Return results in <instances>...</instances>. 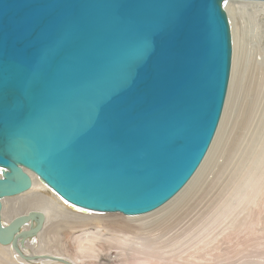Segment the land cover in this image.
<instances>
[{
  "label": "water",
  "instance_id": "95a60500",
  "mask_svg": "<svg viewBox=\"0 0 264 264\" xmlns=\"http://www.w3.org/2000/svg\"><path fill=\"white\" fill-rule=\"evenodd\" d=\"M225 1L0 0L1 246L73 264L22 251L44 212L2 221L31 174L76 208L125 216L184 188L228 91Z\"/></svg>",
  "mask_w": 264,
  "mask_h": 264
},
{
  "label": "rangeland",
  "instance_id": "374dc122",
  "mask_svg": "<svg viewBox=\"0 0 264 264\" xmlns=\"http://www.w3.org/2000/svg\"><path fill=\"white\" fill-rule=\"evenodd\" d=\"M231 4L232 2L227 7L230 13L232 12L233 24H236L234 25L235 35L237 34L236 38L238 40L236 76L230 94L228 117L223 126V135L221 133V138L219 137V140L215 143L217 152L214 153L212 163L209 165L212 169H208L209 172L224 174L225 181L222 179L219 184H225L223 186L210 184L209 189L211 192L216 190V194L211 193L202 201V194L194 191L199 184L201 186L204 180L199 181L193 189L197 193L186 204L187 208L196 207L197 209H190L180 218H178L177 213H174V217L170 222L173 224L181 223V226L178 225L170 231L165 228L160 231L152 230V226L145 224L142 226L148 230L132 229L131 224L128 222L125 225L119 221L125 215L116 214L117 218L115 219V215L109 216V213H107L108 215L103 213L93 214L87 210H78L62 201V199L59 200L53 197L50 190L39 187V189L34 190H40L62 204L64 207L61 211H65L67 215L61 213V216L50 217L44 224V230L37 235L35 245L30 247L31 251L40 249L55 251L56 247H59L61 252L68 255V252L74 253L78 248L79 241L77 238L79 236L91 232L100 233L107 237L110 233H113L109 231L114 230L119 236L128 237L137 242H140L142 240L141 236L145 237L144 235L153 238L162 234H165L162 239L166 240L169 237L178 236V240L167 241L168 244L158 245L157 248H161L158 249L159 252L143 250L145 247H135L133 245L132 249L126 250V255H119V250L123 245H127L129 241L124 242L122 239H118L113 243H109V245L102 242L96 246L99 247L97 249L99 257L90 258V261H94L91 264H264V7L261 5L242 7L239 4L233 6ZM228 147H232V149L226 152ZM227 156L232 161L230 162L231 165L226 164L230 167L220 165ZM253 170V179L247 182L246 187H242L245 184V178ZM230 171H233V175L226 181ZM240 176H244V179L240 180ZM221 187L225 191L230 189L233 192L229 195L223 192V196L222 192L219 191ZM33 194L31 193V197ZM239 194V200L235 201ZM28 195L22 194L16 206H21L27 202L30 198ZM209 200L212 201L211 206L216 207L209 212H205V208L202 206ZM10 204L11 202L6 204L5 214L3 213L5 207L2 208L3 223H7L9 219L22 213V209L17 208L11 213L13 215L11 217L8 213ZM250 208L251 211L248 213L247 211ZM208 209L206 208V210ZM239 215L242 219L250 215L253 223L251 226L242 227L241 231L232 232L229 229L230 227L236 228L235 225L239 221ZM90 217L100 219L99 221H91ZM101 217L107 218L101 219ZM170 222H167L166 227L171 226ZM217 222L222 224L215 229H211ZM184 223L190 225V234H187L190 236L186 235L181 238L177 234L182 233L181 228L184 227L182 225ZM124 225H129L130 228ZM140 232L144 235L137 238ZM7 248L12 251L10 246L0 245V264H6L5 262L7 264H12V262L23 264L18 262L16 258L11 261ZM139 249L141 252H138ZM29 254L32 255L33 253ZM24 262L27 261L24 260Z\"/></svg>",
  "mask_w": 264,
  "mask_h": 264
},
{
  "label": "bare ground",
  "instance_id": "6f19581e",
  "mask_svg": "<svg viewBox=\"0 0 264 264\" xmlns=\"http://www.w3.org/2000/svg\"><path fill=\"white\" fill-rule=\"evenodd\" d=\"M230 2H232V4H231L232 6L234 4L235 5L239 4L242 7L243 6H247V5H252V6L261 5L262 7H264V1H258V0H227V1L224 2V8L227 11L229 22H230V28H231L232 65H231V75H230V81H229V85H228V92H227L226 99H225L224 109H223V112H222V115H221V118H220V122H219L218 128L216 130L215 136H214V138L212 140V143H211V145H210V147L208 149V152H207L204 160L200 164L199 168L197 169V171L195 172L193 177L184 186V188L176 196H174L170 201H168L166 204L162 205L161 207H159L158 209H156V210H154V211H152L150 213H147V214H144V215H139V216H124V217H122L119 220L120 222H123L124 224L127 223V222L129 224H131L130 227L132 229L135 228V229H139V230H144L146 228L144 226H142L143 224H145L147 226H152V230H157V231H160L163 228L169 229V231H170L172 228L174 229L175 227H178V225L181 226V223L173 224V223L170 222V220L174 217L173 216L174 213H177L178 216H179L178 218H180L182 215H184L190 209H192V210L197 209L196 207L195 208H187V206H186L188 200H190V198L197 193V192H194V191H198L199 194H202L203 198L201 200L203 201V199H205L207 196H210L211 193L216 194V190L214 192H211V190L209 189L210 184H215V186H223L225 184V183L219 184V182L222 179L225 181V179L223 178L224 174L221 175L220 172L219 173L209 172L208 169L211 168V166L209 167V165H211V163H212V157L214 156V153L217 152L216 151L217 147H215V143L219 140V137L221 138V133L223 135V126L225 125L226 118L228 117L227 116V113H228L227 110H228V105H229V101H230V94L232 92V86H233V82H234V77L236 76L235 75L236 74L235 71H236L237 44H238L237 41L238 40L236 38L237 34L235 35L236 30L234 28V25H236V24L235 23L233 24V20L234 19H233V16L231 15L232 12L230 13V11H229V9L227 7L230 4ZM256 96H257V94H256ZM238 127H239V125H238ZM241 127H242V125H241ZM241 129H243V128H241ZM233 145H235V144H233ZM236 145H237V143H236ZM231 149H232V147L231 148L228 147L226 149V152L227 151H231ZM234 149H235V147H234ZM229 154H231V153H229ZM223 161L224 162H222L220 165H223L224 167L225 166H229L230 167V165L232 164V163L230 164V162H232V161H230V157L229 156L225 157V159ZM228 163L230 165H226ZM233 169H234V167H233ZM251 169H253V168H251ZM253 172H254V170L250 171L248 176L245 178V180H244L245 184L242 187H246L247 184H248L247 182H249V180L253 179ZM232 175H233V171L232 172L230 171V174L226 177V181H228L232 177ZM31 177H32V187H31L30 190H28L27 192L23 193L24 195H28L29 194L28 196H30V198L28 197L29 198L28 201L25 202L23 205H21L22 207L21 206L17 207L16 204H17L18 200H20L19 198L22 196V194L19 195V196H15V197H10V198L4 199L3 200V206L5 208L3 210V213L4 214L6 213V204L8 202H11L10 209L8 211V213H10L11 217H13V215H11V213H13V211L15 209H17V208L22 209L21 210L22 213L26 212L27 210H30V209L40 210V211L45 213L46 221H48L50 219V217L54 218L56 216H61L62 214L63 215H67V213H65V211H61L62 207H64L62 204H60L58 201L52 199L48 194H46V193H44V192H42L40 190H34V189H39V187H41L43 189H48V190H50V192L53 195V197H55V198H57L59 200H61V198H59L48 186H46V184H44V182H42L38 178H36V176L34 174H31ZM239 179L240 180L244 179V176H240ZM201 180H204L203 183H201V186H200V184L197 186V183L199 181H201ZM204 183L206 185H203ZM238 183H239V181H238ZM196 186H197V188L193 191V189ZM219 191L222 192L223 196H224L223 192H226L225 193L226 195H229V194H231L233 192L230 189L228 191L227 190L225 191V189L222 188V187L219 189ZM192 192H194V193H192ZM31 193L32 194L34 193L32 195V197H31ZM239 197H240V194L235 199V201L239 200ZM217 200H221V199H217ZM62 201H64V200H62ZM191 204L193 205V203H191ZM211 205H212V201L209 200L206 203H204L202 207L205 208V212H209L210 210H212V208L216 207V206H211ZM74 208L79 210V208H76V207H74ZM206 208H209V209L206 210ZM250 211H251V208L247 212L249 213ZM232 212H233V210H232ZM92 213L93 214H99V213H96V212H92ZM103 214L108 215L107 213H103ZM110 215H115V219L117 218L116 214H109V216ZM104 218L106 219L107 217H101V219H104ZM89 219L91 221H93V220L99 221L100 218L90 217ZM83 221H87V220H83ZM215 221H216V219H215ZM167 222H170V225L172 227L171 226H167L166 227ZM252 223H253V221H252L250 215L246 216L243 219L240 218V215H239V221L235 225L236 228L230 227L229 230L232 231V232H236L238 230L241 231L240 229L242 227L251 226ZM136 224H139V225H136ZM220 224H222V223L221 222H217L216 225L214 227H212L211 229L217 228ZM125 225H127V224H125ZM182 225L184 226L183 228H181L182 229V233L181 234L180 233L177 234L181 238L183 236H186L187 234H190L189 231L191 229L190 225H187L186 223H184ZM128 226H125V227H128ZM130 227H128V228H130ZM43 230L44 229H42V231ZM146 230H148V229H146ZM109 232H113L116 235H114L113 233H110V235H108L107 237H104V235H102L100 233H91L90 232V233L85 234L84 236H79L77 238L78 241H79V242L77 241L78 245H79L78 248L76 249V251L74 253L68 252V255L63 253V252H61L59 247H56L55 251H48V250H42V249L31 251L30 247L35 245L36 240H37V236L32 238V239H30V240H28L26 242L25 246L22 248V251L25 254H27V255H30L29 253H33V254H38V255L50 254V255L62 257L65 260H68V261L72 262L73 264H91V263H94V261L93 260L90 261L89 259L90 258H98L99 257V253H98V250H97V249H99V247H96V246H98L102 242H105V243H107V245H109V243H113V241L118 240V239H122V241H124V242L125 241H129V243H127V245H123V247H121V249L119 250V255H126L127 254L126 250L132 249L133 245H135V247L136 246L145 247V248H143V250H147V251L151 250V252H154V251H156V252L158 251L159 252L158 249L160 247L157 248L158 245L161 246V245H164V244H168V242H173L175 240H178V238H177L178 236L177 237H169L168 239L165 240V239H162V238H164L165 234L156 235L155 237L150 238L147 235H144L143 233L140 232V234L138 235L137 238H140L139 236H141V235H144L145 237L141 236L142 240L140 242H137V241H133V239H130L128 237L119 236V234H117L114 230L113 231L110 230ZM129 234L131 235V233H129ZM187 236H190V235H187ZM136 244H139V245H136ZM12 251H10L9 248H7L8 255H9V257H11V261H13L14 258H16V260L18 262H22L23 264H62V263H59V262H56V261H51V260H46V259L31 260L30 262L28 260H25L27 262H24V259L22 260V258L17 256L16 253L14 251L13 252ZM138 252H141V250L138 251ZM80 255H82V256H80ZM5 263L7 264V262H5ZM12 264H15V263L12 262ZM100 264H102V263H100Z\"/></svg>",
  "mask_w": 264,
  "mask_h": 264
}]
</instances>
